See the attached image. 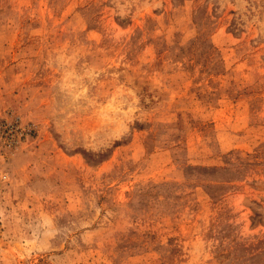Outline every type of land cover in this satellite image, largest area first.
<instances>
[{
	"label": "rangeland",
	"instance_id": "rangeland-1",
	"mask_svg": "<svg viewBox=\"0 0 264 264\" xmlns=\"http://www.w3.org/2000/svg\"><path fill=\"white\" fill-rule=\"evenodd\" d=\"M0 264H264V0H0Z\"/></svg>",
	"mask_w": 264,
	"mask_h": 264
}]
</instances>
